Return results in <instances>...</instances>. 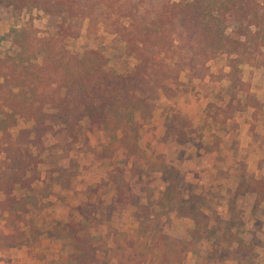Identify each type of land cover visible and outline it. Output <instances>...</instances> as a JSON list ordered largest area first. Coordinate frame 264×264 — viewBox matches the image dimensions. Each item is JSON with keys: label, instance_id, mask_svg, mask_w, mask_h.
<instances>
[{"label": "rangeland", "instance_id": "1", "mask_svg": "<svg viewBox=\"0 0 264 264\" xmlns=\"http://www.w3.org/2000/svg\"><path fill=\"white\" fill-rule=\"evenodd\" d=\"M24 19L26 11L17 15L0 7V54L16 52L10 30ZM34 24L40 35L51 29L43 15ZM66 43L79 55L99 49L117 72L134 63L123 54L124 43L102 30H84ZM209 67L215 79L189 80L184 72L179 94L161 96L151 117L139 119V149L130 158L103 131L83 127L77 139L45 136L33 182L39 204L18 224L0 216V264H69L64 232L72 220L99 235L113 264H155L158 243L177 244L184 237L190 249L179 264H264V199L237 191L242 176L264 175V67L242 66L241 76L259 104L236 111L227 123L211 116L229 99L227 55ZM104 152L110 156H98ZM120 178L133 195L130 203L118 206L108 220L95 218L114 201ZM17 229L30 242L5 247L6 236Z\"/></svg>", "mask_w": 264, "mask_h": 264}, {"label": "trees", "instance_id": "2", "mask_svg": "<svg viewBox=\"0 0 264 264\" xmlns=\"http://www.w3.org/2000/svg\"><path fill=\"white\" fill-rule=\"evenodd\" d=\"M0 7L28 13L10 30L16 52L0 54V216L17 224L39 204L33 182L47 135L77 139L83 127L103 131L130 158L139 149V119L151 117L161 96L179 94L184 72L189 80L215 79L209 62L223 54L230 68L229 99L211 113L213 119L227 123L236 111L259 104L241 72L244 64L264 67V0H0ZM41 15L51 28L44 35L34 24ZM84 30L115 35L124 43L123 54L134 60L132 67L110 69L99 49L72 52L67 39ZM241 178L237 191L264 199V175ZM17 187L25 192L16 194ZM132 197L120 178L114 201L95 218L110 219ZM82 225L72 220L64 232L71 248L67 263L113 264L110 248ZM6 239L5 247L30 242L19 229ZM156 247L155 264H179L190 240Z\"/></svg>", "mask_w": 264, "mask_h": 264}, {"label": "crops", "instance_id": "3", "mask_svg": "<svg viewBox=\"0 0 264 264\" xmlns=\"http://www.w3.org/2000/svg\"><path fill=\"white\" fill-rule=\"evenodd\" d=\"M263 229H264V227H263Z\"/></svg>", "mask_w": 264, "mask_h": 264}]
</instances>
